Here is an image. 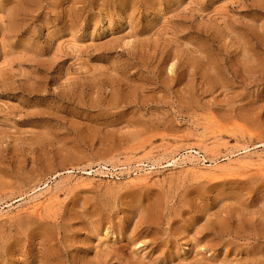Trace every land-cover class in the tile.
I'll use <instances>...</instances> for the list:
<instances>
[{"label":"rangeland","instance_id":"1","mask_svg":"<svg viewBox=\"0 0 264 264\" xmlns=\"http://www.w3.org/2000/svg\"><path fill=\"white\" fill-rule=\"evenodd\" d=\"M0 264H264V0H0Z\"/></svg>","mask_w":264,"mask_h":264},{"label":"bare ground","instance_id":"2","mask_svg":"<svg viewBox=\"0 0 264 264\" xmlns=\"http://www.w3.org/2000/svg\"><path fill=\"white\" fill-rule=\"evenodd\" d=\"M198 159H199V158H198ZM195 160H196V159H195ZM203 160L206 161V162L209 161V160H207L206 157H204ZM159 164H160V163H159ZM203 164H204V163H203ZM206 165H207V164H206ZM212 167H213V166H212ZM142 170H143V169H142Z\"/></svg>","mask_w":264,"mask_h":264}]
</instances>
